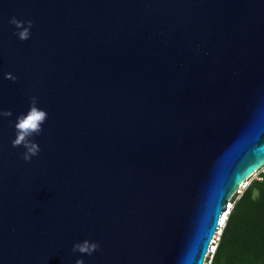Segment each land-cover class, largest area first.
<instances>
[{
  "label": "water",
  "instance_id": "obj_1",
  "mask_svg": "<svg viewBox=\"0 0 264 264\" xmlns=\"http://www.w3.org/2000/svg\"><path fill=\"white\" fill-rule=\"evenodd\" d=\"M0 110V264H204L264 166V0H0Z\"/></svg>",
  "mask_w": 264,
  "mask_h": 264
},
{
  "label": "trees",
  "instance_id": "obj_2",
  "mask_svg": "<svg viewBox=\"0 0 264 264\" xmlns=\"http://www.w3.org/2000/svg\"><path fill=\"white\" fill-rule=\"evenodd\" d=\"M231 199L210 264H264V172ZM209 259V258H208Z\"/></svg>",
  "mask_w": 264,
  "mask_h": 264
},
{
  "label": "clouds",
  "instance_id": "obj_3",
  "mask_svg": "<svg viewBox=\"0 0 264 264\" xmlns=\"http://www.w3.org/2000/svg\"><path fill=\"white\" fill-rule=\"evenodd\" d=\"M9 23L15 27L17 30L14 34L21 41H26L31 37V29L33 27L32 20H21L16 17H12ZM5 79L15 82L17 77L12 73H6ZM13 113L11 110H0V118H10ZM48 118V113L38 107V99L33 96L30 98L29 110L26 114H20L16 117L14 128L16 131L15 138L12 140V147H23L24 152L22 153V158L25 162L31 161V159L37 156L40 152V146L36 143L32 137L39 135L42 132V125L46 122ZM230 204L231 200H230ZM229 207V205H228ZM231 207H229L225 216L229 214ZM227 217L220 222V226H225ZM224 228V227H223ZM222 228V229H223ZM99 245L91 240L85 239L83 241L73 244L72 251L78 252L82 255L91 256L95 251H97ZM75 264H84L83 259H77Z\"/></svg>",
  "mask_w": 264,
  "mask_h": 264
},
{
  "label": "built area",
  "instance_id": "obj_4",
  "mask_svg": "<svg viewBox=\"0 0 264 264\" xmlns=\"http://www.w3.org/2000/svg\"><path fill=\"white\" fill-rule=\"evenodd\" d=\"M259 171H262V172H264V166L260 169V170H258L257 172H255L254 174H257ZM253 174V175H254ZM252 175V176H253ZM251 176V177H252ZM251 177L249 178V179H251ZM249 179H248V181L246 182V183H244L237 191H236V194L235 195H239V197L243 194V191L246 189V187L249 185ZM257 179L258 180H260L261 179V176H258L257 177ZM238 197V198H239ZM229 205V207H233V205L232 204H228ZM224 226H220L219 227V229H218V231H217V233L215 234V236L213 237V240H212V245H211V248L209 249V251H208V253H207V255H206V258H205V261H204V264H208L207 263V261H210V263H211V258H210V260H207V257L209 256V254H214V252H215V250H216V247H217V244H218V242L217 241H215V239H217L218 238V241H219V239H220V236H221V233H222V228H223Z\"/></svg>",
  "mask_w": 264,
  "mask_h": 264
},
{
  "label": "rangeland",
  "instance_id": "obj_5",
  "mask_svg": "<svg viewBox=\"0 0 264 264\" xmlns=\"http://www.w3.org/2000/svg\"><path fill=\"white\" fill-rule=\"evenodd\" d=\"M261 172H262V171H259L257 174H254V175L251 177V179H249V182H251V181L254 180V179H257L258 176H261V174H260ZM236 197L238 198L239 195L237 194ZM215 241L218 242V238L215 239ZM212 256H213L212 254H209V256L207 257V260H210V258H211ZM208 258H209V259H208ZM211 259H212V258H211ZM207 263L210 264V261H207Z\"/></svg>",
  "mask_w": 264,
  "mask_h": 264
},
{
  "label": "bare ground",
  "instance_id": "obj_6",
  "mask_svg": "<svg viewBox=\"0 0 264 264\" xmlns=\"http://www.w3.org/2000/svg\"><path fill=\"white\" fill-rule=\"evenodd\" d=\"M226 217H227V215L226 216L224 215L223 218H222V220H224Z\"/></svg>",
  "mask_w": 264,
  "mask_h": 264
},
{
  "label": "snow or ice",
  "instance_id": "obj_7",
  "mask_svg": "<svg viewBox=\"0 0 264 264\" xmlns=\"http://www.w3.org/2000/svg\"><path fill=\"white\" fill-rule=\"evenodd\" d=\"M221 223H223V221H221Z\"/></svg>",
  "mask_w": 264,
  "mask_h": 264
}]
</instances>
